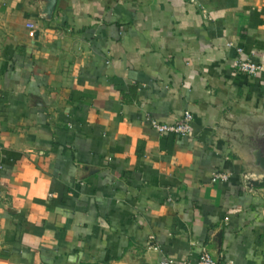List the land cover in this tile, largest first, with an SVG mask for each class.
<instances>
[{
    "label": "crops",
    "instance_id": "0c3cea01",
    "mask_svg": "<svg viewBox=\"0 0 264 264\" xmlns=\"http://www.w3.org/2000/svg\"><path fill=\"white\" fill-rule=\"evenodd\" d=\"M261 134L264 0H0V264H264Z\"/></svg>",
    "mask_w": 264,
    "mask_h": 264
},
{
    "label": "built area",
    "instance_id": "2783aa9c",
    "mask_svg": "<svg viewBox=\"0 0 264 264\" xmlns=\"http://www.w3.org/2000/svg\"><path fill=\"white\" fill-rule=\"evenodd\" d=\"M238 52L242 53L243 50L238 49ZM237 70L243 74L255 77L262 71V67L249 60H242L237 62ZM193 119V115L190 112H185L184 117L175 125H166L155 120H151V125L160 134L187 136L192 133ZM214 179L227 181L229 176L223 173H216ZM159 264H234V262L224 259H216L204 250L196 259L177 260L174 258H164Z\"/></svg>",
    "mask_w": 264,
    "mask_h": 264
},
{
    "label": "water",
    "instance_id": "95a60500",
    "mask_svg": "<svg viewBox=\"0 0 264 264\" xmlns=\"http://www.w3.org/2000/svg\"><path fill=\"white\" fill-rule=\"evenodd\" d=\"M33 1H35L39 5V13L41 19L51 20L56 10L58 0ZM249 136L256 138V136H254L253 134H249ZM260 138L264 140V134H261ZM247 151L250 158V170L246 171L242 176L244 185L248 189L264 188V144L253 146L251 145Z\"/></svg>",
    "mask_w": 264,
    "mask_h": 264
}]
</instances>
